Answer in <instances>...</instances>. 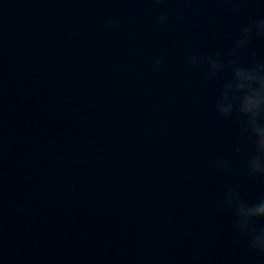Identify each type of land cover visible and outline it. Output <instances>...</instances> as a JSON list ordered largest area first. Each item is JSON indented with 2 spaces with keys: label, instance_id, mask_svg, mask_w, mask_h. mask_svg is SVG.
I'll return each instance as SVG.
<instances>
[{
  "label": "water",
  "instance_id": "95a60500",
  "mask_svg": "<svg viewBox=\"0 0 264 264\" xmlns=\"http://www.w3.org/2000/svg\"><path fill=\"white\" fill-rule=\"evenodd\" d=\"M260 20L264 0H0V264H264L221 206L264 178L206 62Z\"/></svg>",
  "mask_w": 264,
  "mask_h": 264
},
{
  "label": "clouds",
  "instance_id": "9594fccd",
  "mask_svg": "<svg viewBox=\"0 0 264 264\" xmlns=\"http://www.w3.org/2000/svg\"><path fill=\"white\" fill-rule=\"evenodd\" d=\"M153 2L162 3L163 0H153ZM228 2L239 5L240 0H228ZM233 11H239V7L237 6ZM166 21V16L158 18V24L161 26ZM106 27L115 28L116 23L109 21ZM253 33L259 38H264V20L251 22L242 29L227 64L221 63L216 56L207 57L206 62L212 78L221 73L225 67L231 70L232 79L223 87L216 109L222 117L235 116L237 119H243L244 127L237 139L241 142L247 140L253 146V154L246 159V169L249 175L264 178V63L246 68L238 62L240 51L248 47ZM162 63V58H158L154 62V67L159 68ZM199 63L198 57L189 58L191 66ZM236 151H240L239 146L236 147ZM216 166L228 171L226 163L222 164L218 161ZM221 206L235 213L236 232L246 237L248 250L264 257V229L257 231L253 223L256 220H264V200L249 205L240 197L238 190L229 189Z\"/></svg>",
  "mask_w": 264,
  "mask_h": 264
}]
</instances>
